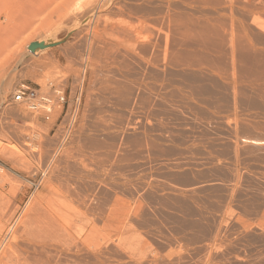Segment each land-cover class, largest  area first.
Here are the masks:
<instances>
[{"label":"rangeland","instance_id":"1","mask_svg":"<svg viewBox=\"0 0 264 264\" xmlns=\"http://www.w3.org/2000/svg\"><path fill=\"white\" fill-rule=\"evenodd\" d=\"M0 264H264V0H0Z\"/></svg>","mask_w":264,"mask_h":264},{"label":"bare ground","instance_id":"2","mask_svg":"<svg viewBox=\"0 0 264 264\" xmlns=\"http://www.w3.org/2000/svg\"><path fill=\"white\" fill-rule=\"evenodd\" d=\"M39 43H45V47L44 48H41V47H37V48H35L34 50H31L30 48V50L34 53V55L37 53L36 51H38L39 49H46V48H50L51 47V45H49L50 43H48L46 40L44 41H39ZM28 45V44H27ZM57 46V45H56ZM27 47V46H26ZM22 48H23V46H22ZM18 49H20V48H18ZM24 49H25V47H24ZM28 49V50H29ZM24 51V50H23ZM23 51H22V53H23ZM38 52H40V50L38 51ZM25 54V53H24ZM15 55H18V57H19V61L21 60H23V55L20 53V54H18V53H13V57L15 56ZM33 56V55H32ZM28 58V57H27ZM29 59V58H28ZM21 86V85H20ZM20 86H18L16 89H15V91H14V94H13V102L14 103H18V104H23V105H25L26 106V108L27 109H29V110H32V111H37V112H41V111H47V112H50V111H52V109H53V105L54 104H56V101H64L65 100V95H64V92H62L60 89H55L54 90V92H49V93H44V94H39V97L38 98H36L34 101L35 102H33L34 104H36V109H31L32 107H30V104L26 101V100H24V101H20V100H16V98H15V96H16V94H17V92H18V88L20 87ZM38 91V90H37ZM39 93V92H38ZM54 93H56V97H54L55 95H54ZM40 99V100H39ZM73 110H75V113H74V118L77 116V113H78V105L77 106H73L72 108H71V110H69V108L67 109V112H66V114H65V116L66 115H69V117L70 116H72V114H73ZM69 112V113H68ZM68 113V114H67ZM68 117V118H69ZM68 118H66L63 122L65 123V122H68ZM70 121H72V125H71V129L69 130V132H68V134H60L59 133V136H58V138L56 139L57 140V145H63L67 140H68V138L70 137V135L73 133V130H74V128H75V123H76V121L74 122V124H73V120H70ZM63 130V128H61V131ZM60 131V132H61ZM32 149L34 150V151H36V149L37 148H35V146H32Z\"/></svg>","mask_w":264,"mask_h":264},{"label":"built area","instance_id":"3","mask_svg":"<svg viewBox=\"0 0 264 264\" xmlns=\"http://www.w3.org/2000/svg\"><path fill=\"white\" fill-rule=\"evenodd\" d=\"M39 97V93L35 88H32L30 85L21 84V86L18 88V92L15 96L16 100L24 101L26 100L29 104L31 109H36V104L34 100ZM40 100V99H39ZM75 110H73L72 116H70L68 119V122L63 123V130L61 131V134H68L69 130L71 129L72 121L73 124L76 121V117L74 118Z\"/></svg>","mask_w":264,"mask_h":264},{"label":"water","instance_id":"4","mask_svg":"<svg viewBox=\"0 0 264 264\" xmlns=\"http://www.w3.org/2000/svg\"><path fill=\"white\" fill-rule=\"evenodd\" d=\"M56 44H58V42H52V43H50L49 45L54 46V45H56ZM45 46H46L45 43H39V41H37V42H32V43L30 44L29 48H30L31 50H34V49L37 48V47L44 48Z\"/></svg>","mask_w":264,"mask_h":264}]
</instances>
